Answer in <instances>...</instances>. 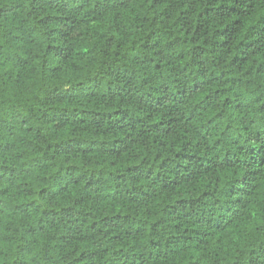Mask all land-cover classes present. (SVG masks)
<instances>
[{"label": "trees", "instance_id": "16d2710c", "mask_svg": "<svg viewBox=\"0 0 264 264\" xmlns=\"http://www.w3.org/2000/svg\"><path fill=\"white\" fill-rule=\"evenodd\" d=\"M0 264H264V0H0Z\"/></svg>", "mask_w": 264, "mask_h": 264}]
</instances>
